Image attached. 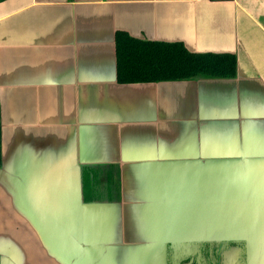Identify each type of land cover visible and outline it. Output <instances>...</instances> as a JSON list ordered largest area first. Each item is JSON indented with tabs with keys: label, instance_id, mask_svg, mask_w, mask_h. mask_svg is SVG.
<instances>
[{
	"label": "crops",
	"instance_id": "crops-1",
	"mask_svg": "<svg viewBox=\"0 0 264 264\" xmlns=\"http://www.w3.org/2000/svg\"><path fill=\"white\" fill-rule=\"evenodd\" d=\"M234 54L232 79L119 84L115 36ZM0 264H264V0L0 2ZM86 165L120 202L82 201Z\"/></svg>",
	"mask_w": 264,
	"mask_h": 264
},
{
	"label": "trees",
	"instance_id": "trees-1",
	"mask_svg": "<svg viewBox=\"0 0 264 264\" xmlns=\"http://www.w3.org/2000/svg\"><path fill=\"white\" fill-rule=\"evenodd\" d=\"M3 1L6 0H0V2ZM115 49L119 84L183 81L196 77L232 79L237 74V58L234 54L193 53L182 42L137 39L126 32L117 31ZM1 144L0 111V166L2 163ZM81 181L83 202L113 203L121 201V181L117 167L83 166ZM227 245L235 250L246 249L244 243L239 241H230ZM223 246L224 243H216L214 247H205L204 252L207 254L208 249H213L216 262L222 264L217 253L218 249ZM191 259L185 261V264ZM234 259L238 264L239 254L236 252L230 262L232 263ZM168 264H170V256ZM190 264H197V262L192 259Z\"/></svg>",
	"mask_w": 264,
	"mask_h": 264
},
{
	"label": "rangeland",
	"instance_id": "rangeland-1",
	"mask_svg": "<svg viewBox=\"0 0 264 264\" xmlns=\"http://www.w3.org/2000/svg\"><path fill=\"white\" fill-rule=\"evenodd\" d=\"M205 247L197 246H187L180 248H171L170 249V264H185V261L193 259L197 264H218L216 262L215 251L213 249H208V253L204 252ZM247 249H234L227 244H224L223 248L218 249V255L221 258V263L230 264L231 258L234 252L239 254V263L238 264H247ZM245 257V258H244ZM192 259L186 264L192 262Z\"/></svg>",
	"mask_w": 264,
	"mask_h": 264
},
{
	"label": "water",
	"instance_id": "water-1",
	"mask_svg": "<svg viewBox=\"0 0 264 264\" xmlns=\"http://www.w3.org/2000/svg\"><path fill=\"white\" fill-rule=\"evenodd\" d=\"M232 264H236V260H233Z\"/></svg>",
	"mask_w": 264,
	"mask_h": 264
},
{
	"label": "flooded vegetation",
	"instance_id": "flooded-vegetation-1",
	"mask_svg": "<svg viewBox=\"0 0 264 264\" xmlns=\"http://www.w3.org/2000/svg\"><path fill=\"white\" fill-rule=\"evenodd\" d=\"M209 248H211V247H209ZM235 260V259H234ZM232 262H233V260H232ZM190 264V263H189ZM232 264V263H231ZM236 264H237V261H236Z\"/></svg>",
	"mask_w": 264,
	"mask_h": 264
},
{
	"label": "snow or ice",
	"instance_id": "snow-or-ice-1",
	"mask_svg": "<svg viewBox=\"0 0 264 264\" xmlns=\"http://www.w3.org/2000/svg\"><path fill=\"white\" fill-rule=\"evenodd\" d=\"M262 147H264V145H262Z\"/></svg>",
	"mask_w": 264,
	"mask_h": 264
}]
</instances>
